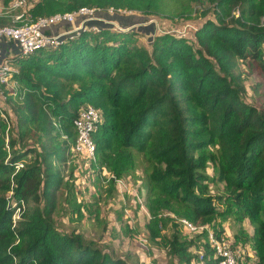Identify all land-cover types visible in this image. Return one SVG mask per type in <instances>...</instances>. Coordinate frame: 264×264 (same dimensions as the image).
Instances as JSON below:
<instances>
[{
    "label": "trees",
    "instance_id": "16d2710c",
    "mask_svg": "<svg viewBox=\"0 0 264 264\" xmlns=\"http://www.w3.org/2000/svg\"><path fill=\"white\" fill-rule=\"evenodd\" d=\"M84 5L168 18L198 11L204 18L190 34L149 32L143 41L140 28L97 20L96 29L79 30L54 48L27 56L14 50L17 89L6 98L11 109L2 110L8 122L0 116V264H127L53 220L64 164L73 154L72 120L87 106L99 112L91 165L105 168L115 183L144 163L148 240L177 263L191 264L197 253L188 248L196 236L181 238L166 212L211 227L214 216L246 217L256 264H264V100L237 67L248 65L254 81L264 75V0H42L30 10ZM214 183L222 191L212 192ZM211 231L222 239L221 229ZM198 243L201 264H216L208 241Z\"/></svg>",
    "mask_w": 264,
    "mask_h": 264
},
{
    "label": "rangeland",
    "instance_id": "374dc122",
    "mask_svg": "<svg viewBox=\"0 0 264 264\" xmlns=\"http://www.w3.org/2000/svg\"><path fill=\"white\" fill-rule=\"evenodd\" d=\"M11 1L4 2L0 0V18L5 20L4 25L11 23L12 18L19 13H22L21 19L23 21H30L39 16L65 12L55 9L32 15L30 9L37 5L38 2L41 3L42 0H38L31 6L23 9H11L9 6ZM84 6L92 8L93 12L89 16V19L82 20V16L77 17L76 20L80 21L79 27L84 22H94L96 20L104 21L115 28H122L123 30L129 27H137L141 29L142 33L146 32V34L138 35L137 38L141 41L145 40L149 32L168 31L190 34L196 24L204 18L198 11L184 18H168L158 15H144L136 10H130L121 6L114 8V13L107 10L103 11L109 6ZM94 10L99 12L96 13ZM206 16L214 18V13L208 10ZM259 25H264V11L259 17ZM72 28L73 26L71 27L67 23H62L54 26L51 30L52 33L67 32L68 29ZM237 67L241 76L244 77L246 84H252L251 92L257 98L264 100V75H257L256 77L259 80L254 81L251 76L253 71L248 65L238 63ZM254 73L256 74V72ZM9 81L11 83L13 80L10 79ZM7 88V85L6 88H3L6 98L7 96L14 95L7 93ZM249 91L248 89L247 94ZM9 108L11 109V106ZM72 165L73 171L69 176V170H71ZM143 166L144 163L139 162L131 173L120 176V180L115 183H109L106 177L107 175L110 176L111 173L105 168L97 169L96 166L94 168L89 164V160L82 155H69L67 163L64 164L63 181L57 189L55 198L56 207L52 212L55 224L59 229L65 231L73 229L81 232L86 238L94 239L102 249L107 250L112 255L121 257L127 264H180L167 253L166 248L158 246L146 238V234L148 233L146 223L150 216L145 205L142 187L145 179ZM205 173H211L210 164H207ZM211 187L212 192L222 191L221 184L214 183ZM66 193L68 197L67 201H64L66 199L64 197L63 201L59 203ZM69 202L71 205L68 204ZM77 206L80 207L79 215L71 211V208ZM166 214L173 216V221L177 224L181 238L188 240L196 236L194 237V244L189 245L188 249L193 254L197 253V258H193L191 264H201V261L198 259L199 255L203 253L200 249L201 245L199 243L198 247L194 245H197L198 240L199 242L207 240L206 234L185 229L178 223L180 217H177L174 212H166ZM212 222L213 227L209 224L203 225L210 230L213 228L214 232L219 229L222 230V239L228 241L230 246L241 255L238 259L239 264H256V253L251 245L253 242L251 238L253 227L246 217L237 219L233 215L225 217L214 216ZM162 229V233L169 234V228ZM239 240L245 241L241 242Z\"/></svg>",
    "mask_w": 264,
    "mask_h": 264
},
{
    "label": "built area",
    "instance_id": "2783aa9c",
    "mask_svg": "<svg viewBox=\"0 0 264 264\" xmlns=\"http://www.w3.org/2000/svg\"><path fill=\"white\" fill-rule=\"evenodd\" d=\"M38 0H12L10 8H26L31 6ZM105 10L114 13V8L109 6ZM93 9L86 6H80L76 10L65 11L61 13H51L45 16H39L34 20L23 21L22 13L16 14L12 18L11 23L0 26V116L8 122L2 110L6 109V96L3 88L7 93L15 94L17 86L13 79V72L16 70L11 62L13 52L19 55L27 56L39 49L54 48L64 39L71 38L79 30L96 29L93 22L83 23L80 27L77 17L82 16V20L89 19ZM94 12H99L94 10ZM78 23H77V22ZM97 21V20H96ZM67 23L72 29L67 32L52 33L51 28L58 24ZM13 80L10 81L9 80ZM6 91V90H5ZM9 94V95H10ZM8 110V109H7ZM11 118V117H10ZM99 121V112L93 106L80 107L77 115L72 120L73 129L75 131V139L71 147V152L77 156H84L89 160V164L95 160L94 142L91 137L92 131L95 129ZM22 164L18 163L17 167ZM110 176L107 175L106 179ZM120 180L116 179V181ZM8 193H11L8 191ZM19 207L15 208L12 214V220L18 217ZM184 227L189 231L204 230L207 241L212 249V256L216 258V264H239L241 255L234 250L228 241L218 239L215 234L205 225H194L185 218L179 219Z\"/></svg>",
    "mask_w": 264,
    "mask_h": 264
},
{
    "label": "crops",
    "instance_id": "0c3cea01",
    "mask_svg": "<svg viewBox=\"0 0 264 264\" xmlns=\"http://www.w3.org/2000/svg\"><path fill=\"white\" fill-rule=\"evenodd\" d=\"M5 106H7L6 110H7V109L10 110V108H9V107H10V103H9L7 100H6V104H5ZM9 115L11 116V113H10ZM11 117H12V116H11Z\"/></svg>",
    "mask_w": 264,
    "mask_h": 264
}]
</instances>
